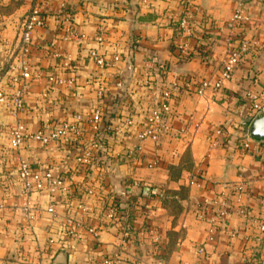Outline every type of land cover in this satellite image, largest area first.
I'll return each instance as SVG.
<instances>
[{
	"label": "crops",
	"instance_id": "crops-1",
	"mask_svg": "<svg viewBox=\"0 0 264 264\" xmlns=\"http://www.w3.org/2000/svg\"><path fill=\"white\" fill-rule=\"evenodd\" d=\"M192 3L196 10V37L182 53L176 24L185 16L183 0H0V90L10 88L6 65L20 61L16 46L21 24L35 6L48 9L53 16L45 28L35 32L34 49L27 64L70 78L71 72L61 67V62L45 58V47L55 41L73 60L77 76L76 91L68 87L58 91L63 97L55 111L59 119L75 112L87 114L97 104L90 86L92 77L101 78L108 86L114 80L127 82L131 103L138 108L148 105L153 94L150 86L140 82L150 67L164 66L165 80L169 83L187 77L196 80L217 77L228 49L226 25L237 2L192 0ZM62 12L70 15L72 31L81 39L80 43L64 42L56 19ZM245 18L240 39L246 40L250 49L231 81L225 82L218 92L180 97L173 123L175 134L164 137L157 145L143 144L145 155L158 162V168H131L120 159L116 172L107 180L104 194L120 195L126 181L134 186L131 199L124 200L128 203H124L130 225L128 233L118 223L101 231L97 241H75L67 239L58 225L43 214L27 222L16 210L22 203L17 174L19 158L28 159L34 166L35 163L50 166L59 174L72 165V156L56 147L39 150L34 146L19 155L10 150L9 135L0 134V204L7 209L0 215V264H116L117 258L121 259L117 264H195V249L203 243L209 223L197 215L203 194L189 188L188 181L203 159L208 179L218 185L208 196L225 191L235 209L242 205L253 215L261 213L259 199L264 193V180L259 175L264 141H259L261 149L257 154L243 151L240 142L257 118L248 94L264 98V4H249ZM100 29L106 41L98 46L92 39ZM95 48L107 56L120 54L123 60L114 68L101 71L88 59V52ZM204 51L210 52L206 63L201 56ZM44 87L45 83L34 84L25 101L29 111L21 115V120L31 131L46 120L48 110L41 108L39 102ZM109 88L112 94L117 92ZM15 124L14 117L0 106V127L8 129ZM213 140L218 141L217 148L211 146ZM113 148L115 152L120 149ZM175 168L177 176L171 175ZM239 182L247 188L240 203L227 189ZM140 187L162 196L141 199ZM181 189L187 190L185 198L180 195ZM171 194L179 206L176 213L165 203ZM133 197L138 199L133 201ZM63 200L41 195L34 197L33 202L41 209L50 204L61 205L58 209L62 212L66 207ZM69 204L67 207H76L77 201ZM29 230L30 234L26 232ZM50 239L57 243L49 245ZM153 254L165 258L154 259ZM207 255L209 264H264V239H260L249 219L231 215L217 243L207 247Z\"/></svg>",
	"mask_w": 264,
	"mask_h": 264
},
{
	"label": "built area",
	"instance_id": "built-area-1",
	"mask_svg": "<svg viewBox=\"0 0 264 264\" xmlns=\"http://www.w3.org/2000/svg\"><path fill=\"white\" fill-rule=\"evenodd\" d=\"M183 2L186 9L185 16L176 24L181 37L179 50L182 53L188 50L189 43L196 37L194 23L196 10L192 0H183ZM236 2L237 8L226 25V30L229 32L228 49L217 77L203 80L187 77L179 82L169 83L165 80L164 66L150 67V71L140 82L146 87L150 86L153 94L149 98V104L140 108L131 103L132 93L127 82L114 80L109 86L117 92L112 94L106 82L101 78L92 77L90 86L93 87L92 91L98 99L97 104L87 114L75 112L63 119H59L55 114L63 101L58 91L63 87H68L72 91L78 88L73 60L65 51L58 48L55 41H52L44 49L45 58L52 62H61V67L71 72L70 78L47 73L40 67H30L27 64L34 49L35 32L45 28L48 20L53 16L48 9L42 7L35 6L30 10L21 24L16 46L18 55L20 53V61L18 60V64L6 65L5 74H10V88L0 90V106L14 117L16 124L8 129L0 127V134L9 135L10 150L19 155L27 147L34 146L39 150L56 147L72 156V165L65 172L55 174L50 166L36 163L34 166L28 159L19 158L17 174L22 187L20 197L22 203L16 210L27 222L43 214L50 222L58 225L67 239L75 241L87 239L97 241L101 231L118 223L123 231L126 233L130 231L128 214L124 207V203L127 202L124 200L131 199L134 186L126 181L123 182V193L120 195L104 194L103 191L108 185L107 180L116 172L120 159L125 160L131 168L145 170L158 168V162L151 161L145 155L143 144L151 142L157 145L164 137L175 134L173 123L177 117L176 105L179 98L192 94L203 95L206 91L218 92L225 82L231 81L234 72L241 66L250 49L249 43L240 39L246 22L245 9L251 3L264 4V0H236ZM70 18L65 12L56 15L58 28L63 33L64 42L71 40L80 43L81 39L72 31ZM105 39V33L100 29L92 40L100 46L105 43ZM88 59L101 71L114 68L123 60L120 54L107 56L98 48L88 52ZM154 71L157 76L153 75ZM36 83H45L39 102L41 108L47 109L48 112L42 126L36 131H31L22 122L21 115L29 111L25 101ZM247 98L255 117L264 115V98L253 93L248 94ZM111 113L114 114L112 124L107 123ZM217 134L221 135V130H218ZM259 141L262 140L253 139L248 130L240 142L241 148L245 152L257 154L261 149ZM133 143H136L135 148L132 146ZM113 146L120 147L119 151L115 152ZM211 146L217 148L218 141L213 140ZM123 150L125 154H122ZM261 160L263 163L261 162L259 176L264 180V157ZM188 186L203 194L197 215L209 223L203 243L195 249V264H209L207 247L217 243L223 225L231 215L249 219L260 239H264V193L260 195L262 209L257 216L242 205L235 209L225 191L213 197L208 196L218 185L208 179L205 159L193 169ZM227 189L234 194L238 203L247 193L243 182ZM41 195H48L60 202L64 199L62 203L66 207L62 212L59 211L61 205L58 204H50L45 209H41L33 202L34 197ZM70 200L77 201L76 207H67L70 205ZM6 210V206L0 204V215ZM26 232L30 234L31 230ZM56 243L54 239L48 242L49 245ZM120 260L117 258L115 262L119 263Z\"/></svg>",
	"mask_w": 264,
	"mask_h": 264
},
{
	"label": "trees",
	"instance_id": "trees-1",
	"mask_svg": "<svg viewBox=\"0 0 264 264\" xmlns=\"http://www.w3.org/2000/svg\"><path fill=\"white\" fill-rule=\"evenodd\" d=\"M210 52L209 51H207L205 54H202L201 56H202V60H203V62H208V60H209V54ZM110 114V113H109ZM114 119V114L113 113H111V116H110V118H109V121L107 122V123H110V124H112L111 123V121ZM177 172H176V168L175 169H173L172 170V172H171V175H176L177 176ZM141 189H140V198L141 199H148V198H155V197H161L162 195H161V193H158L157 191L155 192L154 190H150V191H145L146 189L144 188V187H140ZM182 191H187L186 189H181ZM146 192V193H145ZM148 193V194H147ZM172 195V194H171ZM168 195L169 196V198H167L166 199V201H165V203H167L168 204V206H173L172 205V203H173V201L172 200H174V196L172 195ZM186 196H187V194H186ZM185 196V197H186ZM182 197V196H181ZM185 197H182V198H185ZM164 198H166V197H164ZM163 198V199H164ZM135 199H138V197H133V201L135 200ZM164 203V202H163ZM175 204H176V202H174ZM176 206L179 208V206L176 204ZM174 207V206H173ZM175 208V207H174ZM176 212H178V211H176ZM175 212V213H176ZM120 228L122 229V227L120 226Z\"/></svg>",
	"mask_w": 264,
	"mask_h": 264
},
{
	"label": "water",
	"instance_id": "water-1",
	"mask_svg": "<svg viewBox=\"0 0 264 264\" xmlns=\"http://www.w3.org/2000/svg\"><path fill=\"white\" fill-rule=\"evenodd\" d=\"M249 134L255 140L264 141V115L252 122L249 128Z\"/></svg>",
	"mask_w": 264,
	"mask_h": 264
},
{
	"label": "rangeland",
	"instance_id": "rangeland-1",
	"mask_svg": "<svg viewBox=\"0 0 264 264\" xmlns=\"http://www.w3.org/2000/svg\"><path fill=\"white\" fill-rule=\"evenodd\" d=\"M206 169H207V166H206ZM186 194H187L186 191H181V192H180V195H181L182 197H185ZM171 196H172V195H171ZM172 201H173L172 205L175 207V208H174V207L172 206V211H173V212L180 211L179 208H178V207L176 206V204L174 203L175 200H172ZM152 258H154V259L157 258V259H158V258H165V257H161V255H158V254H155V255L153 254V257H152Z\"/></svg>",
	"mask_w": 264,
	"mask_h": 264
}]
</instances>
